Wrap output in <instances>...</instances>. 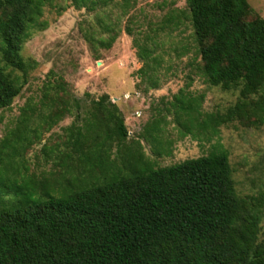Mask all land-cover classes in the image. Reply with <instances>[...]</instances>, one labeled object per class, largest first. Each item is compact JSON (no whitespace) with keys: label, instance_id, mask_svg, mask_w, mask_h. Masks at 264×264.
<instances>
[{"label":"trees","instance_id":"16d2710c","mask_svg":"<svg viewBox=\"0 0 264 264\" xmlns=\"http://www.w3.org/2000/svg\"><path fill=\"white\" fill-rule=\"evenodd\" d=\"M112 1L72 4L94 11ZM121 1L123 8L133 2ZM185 4L201 76L208 85L237 91L238 100L224 114L202 119L195 99L175 98L172 106L190 116L191 128L214 130L234 120L264 124V19L252 14L248 0ZM46 5L58 14L64 10L53 0H0V109L27 82L33 65L21 50L47 28ZM115 38L98 44L108 49ZM154 52L141 46V72L160 64ZM107 99L104 94L92 101L83 126L70 131L76 152L82 154L94 140L113 139L120 147L127 139L117 107L103 105ZM28 115L22 110L13 132L18 139ZM39 188L24 183L15 190V202L0 208V264H264V231L260 238L258 219L237 196L224 152L157 169L145 164L130 176L58 197Z\"/></svg>","mask_w":264,"mask_h":264},{"label":"rangeland","instance_id":"374dc122","mask_svg":"<svg viewBox=\"0 0 264 264\" xmlns=\"http://www.w3.org/2000/svg\"><path fill=\"white\" fill-rule=\"evenodd\" d=\"M131 3L123 8L121 0H113L87 11L72 0H53L64 8L60 14L55 6L44 7L47 28L21 50L33 65L27 82L12 104L0 109V208L14 203L16 188L29 181L43 187L40 193L58 197L130 176L145 164L157 169L224 152L236 194L258 219L261 238L264 124L234 120L214 130L191 128L190 116L172 106L175 98L195 99L202 119L224 114L238 92L208 85L201 76L185 0ZM248 3L252 14L264 19V0ZM112 35L110 48L99 46L98 39ZM142 45L161 60L150 65L153 72L140 70ZM104 94V107L114 104L120 112L127 139L120 147L113 139L94 140L80 154L69 143L70 131L83 126L92 101ZM24 109L29 117L19 140L13 132Z\"/></svg>","mask_w":264,"mask_h":264}]
</instances>
